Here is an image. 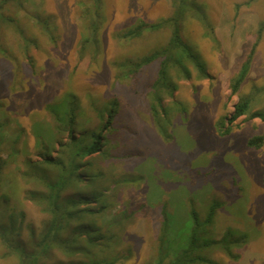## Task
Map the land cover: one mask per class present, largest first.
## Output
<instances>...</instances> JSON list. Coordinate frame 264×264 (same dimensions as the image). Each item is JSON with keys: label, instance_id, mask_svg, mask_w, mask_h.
<instances>
[{"label": "rangeland", "instance_id": "374dc122", "mask_svg": "<svg viewBox=\"0 0 264 264\" xmlns=\"http://www.w3.org/2000/svg\"><path fill=\"white\" fill-rule=\"evenodd\" d=\"M186 4L178 22L180 35L198 53L203 72L183 59L170 66L166 82L156 87L161 60L138 68L135 64L167 46L175 25L144 28L136 36L128 32L172 16L174 0L5 2L1 11L7 20L0 26V155L15 152L3 167L0 196L9 193L11 205L25 212L24 239L31 229L41 232L48 218L26 197L35 185L23 176L26 161L41 159L47 149L58 156L60 140H70L69 131L56 129L47 105L72 93L80 103L77 136L83 129L97 128L99 112L110 103L116 106L104 146L108 158L95 155L93 167L105 172L103 185L115 203L105 220L119 211L130 214L119 251L130 248L132 254L120 264H157L170 244L164 260L168 263L174 248L180 249L189 236L192 211L204 223L214 202L220 206L204 224L207 233L201 237L219 241L231 232V253L214 243L197 254L220 264H264V144L247 143L252 136H264V120L249 117L264 109V29L258 38L264 0ZM256 40L249 73L232 94L230 85ZM243 98L251 100L248 112L231 124L229 133H222L220 123L228 124L225 118ZM153 107L167 138L158 131ZM0 264H17L1 240Z\"/></svg>", "mask_w": 264, "mask_h": 264}, {"label": "trees", "instance_id": "16d2710c", "mask_svg": "<svg viewBox=\"0 0 264 264\" xmlns=\"http://www.w3.org/2000/svg\"><path fill=\"white\" fill-rule=\"evenodd\" d=\"M6 1L0 0V26L2 21L7 20L1 11ZM174 2L177 7L172 16L159 22L141 23L128 32L130 36H136L140 35L145 30L144 28L156 29L163 25H175L167 46L162 50L145 55L135 64L138 68L155 60H161L156 87L162 86L166 82L170 66L176 62L180 63L183 59L191 61L203 72V65L198 53L191 45L184 42L180 35L178 22L187 7L186 0H174ZM38 21L43 24L42 19L38 18ZM43 26L49 29L47 22ZM91 28L92 35L95 37L98 25L94 22ZM263 29L264 23L258 29V38ZM257 44L258 40L254 43L239 74L231 83L232 94L239 91L249 73V64ZM183 69L188 72L187 67L184 66ZM250 102V99L239 100L231 115L225 118L228 124L220 123L222 133L230 132L231 124L248 112ZM110 105L99 112L101 124L95 129H83L79 136L75 131L80 103L75 94L71 93L65 100L47 105L56 120V129L59 132L69 131L70 140L68 142L60 140L61 148L58 156H53L47 149L41 159L26 161L28 168L23 172V176L35 183L32 188L27 190L26 197L48 214L41 232L37 233L31 229L29 239H24L22 228L25 212L20 210L18 205H11L9 193L4 192L0 196V240L6 248V254L14 256L17 259V264H120L130 258L132 249L127 248L123 252L119 251L124 242L123 228L130 214L126 211H119L116 215L105 220L115 203L110 200L109 188L103 185L105 172L103 169L95 170L93 167L95 155L103 156L104 159L108 158L104 146L108 142L107 133L112 128L117 111L114 104L110 103ZM153 114L157 121L158 131L167 138L168 132L154 107ZM249 117L264 120V109L251 112ZM0 127H2V123H0ZM1 143L0 139V145ZM247 143L249 146L262 147L264 136H252ZM14 152L8 153L6 157L0 155V177L4 165L9 162ZM218 206H220L219 202L212 204L204 223L199 220L198 213L193 210V227L186 242L180 249L173 247L176 252L168 263H165L164 260L169 256L172 245L165 246L167 251L159 256L157 264L200 262L220 264L214 259L204 258L197 254L199 249L212 247L214 243L231 253L229 248L232 242L229 238H233L231 232L225 233L219 241L207 238L204 240L201 237L205 231L207 233V228H203L204 224L212 221ZM164 223H166V230L168 221ZM163 239L162 237L161 240ZM59 253L62 256L60 258L57 256Z\"/></svg>", "mask_w": 264, "mask_h": 264}]
</instances>
